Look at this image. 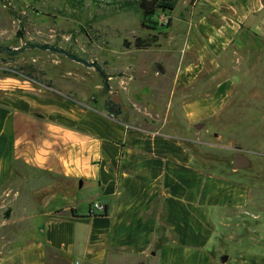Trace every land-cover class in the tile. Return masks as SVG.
<instances>
[{
    "label": "crops",
    "instance_id": "1",
    "mask_svg": "<svg viewBox=\"0 0 264 264\" xmlns=\"http://www.w3.org/2000/svg\"><path fill=\"white\" fill-rule=\"evenodd\" d=\"M169 15L177 66L158 117L69 114L29 92L0 100V187H15L2 193L23 211L15 220L28 219L0 264H264L258 239L229 244L253 189L211 170L213 150L232 145L217 127L215 141L203 135L254 85L264 0H177Z\"/></svg>",
    "mask_w": 264,
    "mask_h": 264
},
{
    "label": "rangeland",
    "instance_id": "2",
    "mask_svg": "<svg viewBox=\"0 0 264 264\" xmlns=\"http://www.w3.org/2000/svg\"><path fill=\"white\" fill-rule=\"evenodd\" d=\"M125 1L0 0V44L16 48L35 41L62 46L100 63L109 74L110 83L106 89L96 66L62 52L26 47L14 54L0 49V100L29 92L62 102L69 114L121 113L136 123L143 117H158L164 111L169 81L177 66L175 52L167 50L172 17L170 12L158 9L144 19L139 0H127L130 4ZM178 9L179 6L173 11L175 24L180 22ZM154 35L157 40L150 46L135 45L137 37ZM159 63L165 72H160ZM252 87L239 90L238 105L230 109L227 118L203 129V135L215 141L210 134L217 127L224 133L219 143L230 140L232 145L219 151L212 149V159L217 161H211V170L229 177L238 173L253 189L252 201L245 207L249 214L235 215L228 230V234L241 238L229 243L238 251L255 244L256 239L259 246H264V57L255 67ZM237 150L243 151L251 162L236 167L240 171L234 172L232 158ZM2 188L0 250L17 237L26 236L24 231L28 228V219L17 221L14 217L23 211L16 209L13 213L12 202L3 195V189L11 194L15 187L8 184ZM222 233L225 235V231L219 235L220 240Z\"/></svg>",
    "mask_w": 264,
    "mask_h": 264
},
{
    "label": "trees",
    "instance_id": "3",
    "mask_svg": "<svg viewBox=\"0 0 264 264\" xmlns=\"http://www.w3.org/2000/svg\"><path fill=\"white\" fill-rule=\"evenodd\" d=\"M128 4H130V1H125ZM177 0H139V7L144 15V19L149 18L151 15H153L154 13H156V11L158 9H163L167 12H170L174 9L175 5H176ZM171 17V16H170ZM142 24H145L144 22H142ZM170 25V24H169ZM157 35H154L152 38L149 37H137L136 41H135V45L138 47H147L150 46L153 42H155L157 40ZM26 47H38V48H42V49H49L52 51H58V52H62L67 54L69 57L82 61L87 65H93L96 66L97 70L99 71V73L101 74L102 78H103V82H104V87L106 89L110 88V83H109V74L107 73V71L101 66L100 63H98L97 61H89L88 59L81 57L79 55H77L74 52H71L70 50L59 46V45H55L53 43H49V42H35V41H28L25 44L13 48L9 45H2L0 44V49L1 50H7L10 53H18L21 50H23ZM120 109H117L116 113H119ZM129 264H145L144 262H137V263H129Z\"/></svg>",
    "mask_w": 264,
    "mask_h": 264
},
{
    "label": "water",
    "instance_id": "4",
    "mask_svg": "<svg viewBox=\"0 0 264 264\" xmlns=\"http://www.w3.org/2000/svg\"><path fill=\"white\" fill-rule=\"evenodd\" d=\"M158 68L163 70L162 64H158ZM114 99L120 101V97L118 95L113 96ZM250 159L246 156L241 150H237L234 156L233 164L235 167H243L250 164Z\"/></svg>",
    "mask_w": 264,
    "mask_h": 264
},
{
    "label": "built area",
    "instance_id": "5",
    "mask_svg": "<svg viewBox=\"0 0 264 264\" xmlns=\"http://www.w3.org/2000/svg\"><path fill=\"white\" fill-rule=\"evenodd\" d=\"M98 209L100 212H105L106 211V205H104L101 202H94L92 206V210Z\"/></svg>",
    "mask_w": 264,
    "mask_h": 264
}]
</instances>
